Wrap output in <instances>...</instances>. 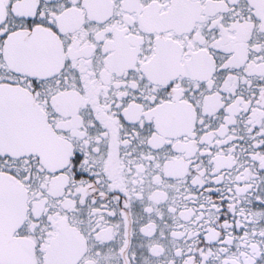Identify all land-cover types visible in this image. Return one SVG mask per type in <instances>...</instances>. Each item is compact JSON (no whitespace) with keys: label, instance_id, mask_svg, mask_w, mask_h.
I'll return each instance as SVG.
<instances>
[{"label":"snow or ice","instance_id":"6c2138e0","mask_svg":"<svg viewBox=\"0 0 264 264\" xmlns=\"http://www.w3.org/2000/svg\"><path fill=\"white\" fill-rule=\"evenodd\" d=\"M0 264H264V0H0Z\"/></svg>","mask_w":264,"mask_h":264}]
</instances>
